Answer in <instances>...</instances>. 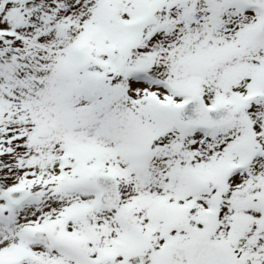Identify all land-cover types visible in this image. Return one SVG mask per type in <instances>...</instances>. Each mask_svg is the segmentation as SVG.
Here are the masks:
<instances>
[{
    "label": "snow or ice",
    "instance_id": "6c2138e0",
    "mask_svg": "<svg viewBox=\"0 0 264 264\" xmlns=\"http://www.w3.org/2000/svg\"><path fill=\"white\" fill-rule=\"evenodd\" d=\"M0 264H264V0H0Z\"/></svg>",
    "mask_w": 264,
    "mask_h": 264
}]
</instances>
